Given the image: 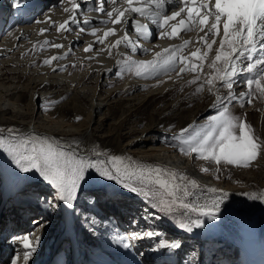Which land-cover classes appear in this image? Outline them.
I'll return each mask as SVG.
<instances>
[{"label": "rangeland", "instance_id": "obj_1", "mask_svg": "<svg viewBox=\"0 0 264 264\" xmlns=\"http://www.w3.org/2000/svg\"><path fill=\"white\" fill-rule=\"evenodd\" d=\"M61 4L62 3H60L59 6H61ZM33 6V0L27 1L26 7H24L27 8V11L25 10L23 13L21 11H23L24 8L17 7V9H13L15 7L14 0H10V6L7 10L3 5H0V128L5 129L3 133H0V136L8 137L9 134L7 129L12 128L15 130V133H20L17 135L27 136L36 134L42 137L47 136L54 140L68 142L73 140L77 135H80L83 131L85 132L89 129V136L92 139L90 143L94 148L91 151L86 142L77 143L76 147L80 151V153H78L79 155L92 157L94 150L108 155H126L138 162L158 165L177 173L178 176L183 175L189 180H196L200 188L195 189L177 180V183L182 184V190L178 195L182 197L185 203L191 205L202 204L212 198V194L206 191L207 188H217L221 191H226L229 193V198L222 206L216 221H209L207 218H203L205 220V227L202 229L194 228L192 232H189L197 236V238L193 236L196 241V246H198L196 247L194 241L189 242L192 241V239H187V237H190L189 233L176 230L175 232H178L176 239L166 235L169 234L167 230H169L170 223L174 222L173 226H180L178 222H181L183 225H188L192 220L197 218L196 213H192L179 206H176L172 213H163L159 208L152 206V201L146 200L142 196L122 188L115 184V182L97 178L92 174V179L86 186V190L79 197L77 211L74 212L79 218L78 221L73 219V222L69 223L71 209L63 206V204H61L58 209H51V213H49V210L45 215L40 213V215L45 218V225L49 226L47 229L49 232H44V234H42L43 238L40 237V246L37 248L36 253L33 254L28 264H91L94 260V255H99L100 259H103L102 264H116L117 254L123 255V257H126L130 261H141L144 258L140 257L139 254L141 253L151 256L150 264L166 263L167 261L162 259L161 255L159 256L158 251L153 250L157 248L160 241L164 240H172V243L177 242L181 245L180 247L183 249L185 248L181 254H178L181 248H177L178 250H159L173 257L176 256L180 259V264H250L246 244L247 235L252 239V246H255H253L254 253L251 256L252 264H264V201L261 199H252L250 196L244 195V193H254L258 197L264 196V155L258 156L257 160L254 161L250 167L242 168L223 162H221L220 165H213L212 163H215L213 160L200 159L196 153L188 154V149L195 146L196 142L202 138L204 133L208 130V117L217 114L223 106H227L232 115L240 117L251 125L254 135L261 141H264V97H261L259 94H254L251 97V103H248L247 99L243 101V107H241L240 103L237 101L217 104V90L222 89L224 91L223 97H227L229 94L233 93V95L237 96L238 94L233 92L235 89L237 91L243 89L245 90L244 92L248 91L246 83L245 86L239 87L238 89L236 86H240V84L244 83L234 84L233 89L217 85V87L210 92L208 86L204 84L207 74L211 71L205 61H203L202 70L198 69L195 72L186 70L185 73L182 74L184 75L183 77L176 75L179 66L182 64L177 63L175 70L169 71L166 75L161 74L143 80L144 82L158 81L153 85L147 84L144 90H138L139 87L133 86V88H136L134 94L141 93L145 100L141 103L132 102L130 105H127L126 100L123 101L122 105H124L127 111L120 116L122 120H120V118L115 120L118 122L122 121L120 129L116 128V124H108L106 127H103L101 124V130H97L92 126L89 127L88 125L95 123L96 120L109 122V117L107 116L113 114V107L115 108V106L121 102L120 95L114 93L112 96L108 86L106 88H98L101 93L106 94L109 99L112 100V106L108 109V115L106 113L107 111H104V117L102 116L101 118H98L95 114L94 119L90 122L88 117L90 116V111H92V91L86 89V91L90 93L84 94L81 87L78 88V85L71 81L67 83L60 77H44L49 73L45 71L48 65H45L43 61L49 59L48 57L61 56L60 53L51 54L55 47H53L52 45L54 44L50 43L47 39L45 31L41 34V30H39L36 37L31 41L27 39L18 40L19 38L17 39V37L14 36L17 25H23L21 23H24L23 19L25 17H27V22L33 25L38 20V15L50 5L42 7L39 12L35 13L33 11ZM28 9L30 10L28 11ZM61 31L62 30L55 33L59 35ZM5 35H8L9 38L3 42ZM15 40H17L18 43L13 50H10L9 45L13 44ZM134 40V47L141 49L144 45L143 42L138 39ZM45 41L49 43L46 44ZM22 42L26 43L23 46H18ZM259 44H264V40H259L258 38V45ZM4 50H7V53H4ZM201 53H203V51H201ZM140 54L141 51L138 53L129 52L125 58H121L119 61L120 70L115 74L117 78L114 81V87L124 85L123 80L131 73L127 70V62L129 60L147 61L140 60L138 58L142 57ZM178 55L182 56L179 53ZM257 55H259V52L253 54L254 58ZM208 56V61L211 62L213 57L209 52ZM154 57L155 55L151 60H153ZM84 62L73 63L74 72L77 70L86 71L88 68H91V66L97 65V63ZM248 62L249 61L244 60L243 63L238 64L237 67H244ZM192 63L199 65L201 62L191 57L183 66L187 64V67L190 69ZM59 72H63V70H59ZM253 74L243 73L238 77V80L243 81L248 75ZM52 75L53 74L50 76ZM96 76H98V74L88 76L87 79L90 80L83 81L89 85L95 86ZM197 76H199L200 79L197 80L196 83H191ZM106 78L107 74L102 73L99 87L103 85L101 80H106ZM202 79H204V81ZM130 81L132 82V80L129 79L125 85L129 86ZM135 84H138L136 79ZM201 84H204V88L202 91L197 92L196 89L200 87ZM154 85H159L157 87L158 89L153 90L155 87ZM75 97L78 100L74 99ZM16 98H19V102L22 100L24 104L21 105L18 103ZM64 106L70 107L71 111L74 107L81 112L82 116L77 122L71 121L72 115L68 113V109H64ZM45 107L47 109H45ZM97 125L98 123L95 124V126ZM134 127H139L141 130L143 128L155 129L159 127V129L149 134L150 137L153 138L152 140L157 138L156 144L148 141V144L155 145L157 150H159H155L154 153H140L135 151L134 148L130 146L132 139L128 137L124 138L127 132L131 131ZM27 128H29V130H26ZM186 128L188 131L181 135L182 130ZM63 145L67 147L65 144ZM178 148L179 150H176ZM179 161L184 163L182 164L183 166L175 165L178 164ZM203 169H207V171H203ZM32 183H37L35 186L39 187L40 185L44 190H35V192H32L34 189L33 187L32 189L29 188L30 190L24 191V188H27L29 184L33 185ZM184 187H186L187 191L190 193L187 196L183 195ZM118 191H120V194ZM54 192L55 189L37 173H19L11 157L8 156L7 152L0 149V235L3 234V237L8 236L9 238L17 232L31 230L35 227L36 224H33L31 219L34 220L38 217L35 215L38 214H34L35 209H32L30 205H34L35 208H37L36 204L41 206L43 204L46 205L39 197H50ZM90 193H94L100 199V203H98L99 200L98 202L97 200L94 202L98 206H102V209L109 208V210L112 211L114 208L107 206L108 204H113L116 207L121 205L116 208L118 210L114 213L117 217L119 212L120 215L125 213V215H121L127 217L125 220H128L126 224H122L124 227L132 226L135 228L134 226H136L138 231H140V229H154L157 232H161V234L164 235L163 238L160 235L159 237L138 240L137 244L136 241H134L133 243L136 247L134 252L132 251L131 253L113 244L110 239L112 237L111 233L123 234V232L119 230V233L118 230L112 228L111 224H113V222L111 218L106 219L100 216L97 211L94 213L88 211L94 206L88 209V207L82 205L81 201L90 200V196L87 195ZM119 196H121L122 199H120L121 197L118 198ZM126 197H133L136 198L137 201L141 200V202H127L124 199ZM41 209H43V207ZM137 211L141 213H137ZM238 211L243 214L239 215L237 213ZM146 214L151 216V218L145 219ZM22 215L28 219L30 223L28 224L29 226L23 225L24 227L21 228L22 226L19 225L18 217ZM130 216H132L131 220L134 222V225L129 224ZM81 218L84 219L83 221L86 224L91 221L92 223H96V225L98 224V219H100L103 228L105 229V226L108 227L106 229L107 233L106 230L104 232L107 236H96L93 231L88 230V228H95V226H84L81 223ZM141 222L143 224L145 223V225L142 226ZM153 224H155L156 227L150 228ZM72 226L74 227L77 238H71L69 234V229ZM210 233L213 237L211 241L204 242L202 240V242L198 239L199 235H202L204 239H208ZM182 237H186V242H188H184ZM6 238L1 239L2 243L6 241ZM12 240L11 238L10 241L8 239L4 245H9ZM75 240L78 243V260L77 257L74 258L72 256ZM147 240L152 242L145 246L144 242ZM41 241L44 243L41 244ZM67 245L69 246L68 250L70 253L68 257L72 258L71 260L65 257L62 251L63 248L66 250L65 247H67ZM108 245L110 247H108ZM201 246L204 247L203 250L200 249ZM96 247L98 248L96 249ZM152 251H154V253H150ZM188 251H190L191 257L183 256L185 253L188 254ZM232 251H235L237 256L233 255ZM17 253H19L21 257L17 264H24L22 250H15L11 254H6L7 256L2 255L4 259H0V264H4V262L5 264H10L11 259L14 258ZM118 263L122 264L121 262Z\"/></svg>", "mask_w": 264, "mask_h": 264}, {"label": "snow or ice", "instance_id": "obj_2", "mask_svg": "<svg viewBox=\"0 0 264 264\" xmlns=\"http://www.w3.org/2000/svg\"><path fill=\"white\" fill-rule=\"evenodd\" d=\"M61 3L64 0H60ZM72 4V13L69 19L59 24L57 31H70L72 25L79 26L80 32L85 31V26H90V21L84 20L83 26H80L78 20V11L80 4L76 0H68ZM118 0H100L99 7L94 10L105 13L108 20L100 23L113 25L120 24L125 13H136L142 17H147L154 24H158L159 29H164L169 21H176L171 25V32L160 31V37H174L180 31H191L193 26L204 31L207 26V32L201 37L204 46L211 51L215 44L216 37L220 36L219 47L216 49L215 56L208 65L211 71L207 74L204 84L208 86L211 92L217 85L233 89L234 84L246 83L248 91L241 92L239 96L229 94L227 97L217 95V104L237 101L243 107V101L247 99L251 103V97L259 94L264 97V44L258 45L259 40H264V0H215L209 7V0L197 3V0H179V10H171L168 14V5H174L175 0H122L121 7H116ZM18 8L26 7L27 0H14ZM106 5H112L111 11L106 9ZM69 12V8H64ZM115 14V18L113 16ZM183 14V15H182ZM179 18V19H177ZM211 23L209 25V20ZM50 22V21H48ZM127 23V21H125ZM135 23V21H133ZM222 26V36H221ZM52 27H56L52 23ZM46 29H41V34ZM99 31L92 29V35L96 36ZM145 31H148L145 28ZM150 34V33H149ZM115 35L114 29H108L103 33V37ZM211 38V42L209 41ZM127 41L125 35L115 41L112 47L121 45ZM99 44L104 43V39L98 37ZM45 43H49L45 41ZM189 42L186 40L179 47L164 49L157 52L151 61H131L127 62V70L134 72L137 77L149 78L167 74L175 70L177 63H186L187 57L179 56V49L183 48ZM55 48H61V44L52 45ZM35 47V46H34ZM91 45L85 48V52L90 51ZM145 52L147 50H144ZM208 51L201 53V49L191 52V57L200 61L199 65L192 63L191 68L181 67L179 71L186 70L197 71L203 69V61L208 59ZM259 52V55L253 54ZM111 54V52H109ZM67 55V54H65ZM64 56H52L45 59V65H51L54 60L64 59ZM244 60L249 61L244 67L238 68ZM120 63L119 61L117 62ZM55 71V69H53ZM248 75L245 80L240 81L238 77L243 74ZM200 77L191 81L196 83ZM204 84L196 89L200 92ZM208 130L204 133L195 146L188 149V154L196 153L198 158L204 160H213L217 165L221 162L240 167H250L258 156L264 155V141L257 138L251 125L246 123L240 117H236L229 112L227 106H223L215 115L208 117ZM191 127V126H190ZM5 129L0 128V133ZM188 129H183L181 135ZM8 137L0 136V149L7 152L15 164L19 173L29 174L37 173L44 181L48 182L55 192L50 197L41 196L49 209H58L61 204L72 210L77 211L80 195L86 190V186L92 179V174L97 178L106 181L115 182L122 188L129 190L146 200L153 202V207L159 208L163 213H172L176 206L189 210L197 214V218L192 220L185 227L187 232L193 229H202L205 227V220L216 221L221 212L222 206L229 198V193L217 188H207L206 191L212 194V198L202 204L191 205L185 203L178 193L182 190V184L190 185L192 188H200L196 180H189L186 176L172 172L158 165L141 163L126 155H108L100 151H93L92 157L79 155L71 146L65 147L60 141L47 136L30 134L27 136L17 135L12 128L7 129ZM199 135V134H198ZM207 171V169H203ZM190 193L187 188H183V195ZM252 199H261L264 196H256L252 193H244ZM90 202L94 203V193H90ZM151 216H145L150 219ZM38 227L42 226L39 221H33ZM91 224L92 222L89 221ZM93 231L95 229L93 228ZM35 229L31 233L16 236L13 239L14 244L22 246V259L24 264H28L33 254L40 246V237L34 235ZM161 234L153 230L133 231L127 235L115 234L110 239L111 242L120 248L132 252L136 245L134 241L159 237ZM179 243H166L160 241L154 251L160 249H177ZM142 255V254H141ZM20 254L11 259L10 264H17Z\"/></svg>", "mask_w": 264, "mask_h": 264}, {"label": "bare ground", "instance_id": "obj_3", "mask_svg": "<svg viewBox=\"0 0 264 264\" xmlns=\"http://www.w3.org/2000/svg\"><path fill=\"white\" fill-rule=\"evenodd\" d=\"M27 1H29V0H27ZM33 2H34V6H33L34 13L35 12H39L42 9V7H44L46 5H50V6H48L45 10H43V12L40 15H38V20L33 25L29 24V22H27V17H25L23 19L24 23H21L23 25H21V26L17 25V29L14 32V34H15L14 36L17 37V39L19 38L18 40L27 39V40L31 41V40H33L36 37V35H37L39 30L46 29L45 34H47L46 36H47V39L50 41V43H52V44H61L62 45L61 48H54V50L51 52V54L53 55L55 53H60V55L64 56L65 58L61 59V60H58V61L54 60L51 65L46 66L45 71L48 72L49 74L45 75L44 77H47V76H49V77H60L61 79L65 80V82H67V83L71 81V82L75 83L76 85H78L77 86L78 88L81 87V90L83 91L84 94L90 93L89 91H92L93 93H92V96H91V98H92L91 99V101H92L91 110L93 112L90 111V116L88 117L90 119V122L94 119V115L95 114H96V116L98 118H101L102 116L104 117V115H103L104 111H107L106 113L108 115V109H110V107L112 106V100H110L109 97L106 94L101 93L98 90V88H101V87L106 88L108 86V88H109V90L111 92L110 94H112V96H113L114 93H116L117 95L118 94L120 95L121 102L118 103L115 106V108L113 107V111H114L113 114H110V115L107 116V117H109V122L108 121L107 122H101L100 120H96L95 123L88 125L89 127L92 126L93 128H95L97 130H101L102 126L106 127V125H108V124L109 125L110 124H116L117 125L116 128L120 129L121 126H122L121 125L122 121L118 122V121H115V120H118L117 118H120V120H122V118L120 116L123 115V113H126L125 111H127V109L124 108V105H122L123 101L126 100L127 101V105H130V104H132V102L133 103H141L142 101L145 100L144 96L141 93L134 94V91H135L136 88H133V86L139 87L138 90H140V89L144 90L145 87L147 86V84L153 85L156 82H158V81L144 82L143 80H145L147 78L137 77V76H135L134 72H131L127 76V78L125 80H123V84L124 85H120L118 87H114L115 86V82L114 81L117 78V75H115V74H117L118 70H120V66H119V64L117 62L120 61L121 58H125V56L129 52L138 53V52L141 51L140 55L142 57H138V58L140 60L150 61L152 59V57L157 52H162L164 49H170V48H174V47H179L186 40L189 43L187 45H185L183 48L179 49V54L182 55L183 57L191 58V52L196 51V49H201V51H203V52L208 51L206 49V47L204 46V42L201 40V37H203L205 35V32H207V26H205L204 31H201L198 27L193 26V29L191 31H180L174 37H169V36L160 37L159 36V32L160 31H167V32L170 33L171 30H172L171 29V25L176 23V21H169V23L167 25H165L164 29H159L158 24H154L152 22V20L147 18V17H145L146 19L142 20V21L141 20H136V19H134V20L131 19L129 22H127V24L124 21H121V23L117 24V25H113L111 22H109L107 24H103V23H100V22L104 21V20H108L109 18L106 16L105 13H100V12H97V11L94 10L95 8L99 7L100 0H76V2L80 4V8H79V11H78V20L80 22V26H83V21L84 20L90 21V26H85V31L84 32H80L79 26L72 25L70 31L62 30L61 33L58 35V33L56 34L55 32H57L56 30H57L59 24L63 23L65 20L69 19V17L71 15H73V13L71 11L72 4L69 3L68 0H64V2L61 4V6H59V4L61 3L60 0H33ZM121 2H122V0H118L116 7H121ZM202 2H204V0H197V3H202ZM214 2H215V0H209V7H211V5L214 4ZM0 5L1 6L3 5L5 7V9L7 10L9 8V6H10V0H0ZM179 6H180L179 5V0H175V4L174 5H168L167 6L168 7V14H170L171 10H177L178 11L179 10ZM65 7L69 8V12H65L64 11ZM105 7H106V9L108 11H111L113 6L112 5H106ZM13 9H17V7L15 6ZM114 18H115V14L113 16V19ZM177 19H179V18H177ZM48 21H50V22H48ZM133 21H135V23H133ZM53 22L55 23L56 27H52V23ZM210 23H211V18L209 20V25H210ZM93 28L99 29V31L96 33V36H93L91 34ZM145 28L148 31H145ZM108 29H114L115 30V35L108 36V37L105 38V37H103V33L105 31H107ZM10 35H11V33H10ZM125 35L128 37V40L131 43H128L127 41H124V42L121 43V45L116 46V47H112V45L115 44V41L117 39H120L121 37H123ZM221 36H222V27H221ZM98 37L104 39V43L103 44H99L97 42V38ZM8 38H9V36L5 35V37L3 38V42H4V40H6ZM134 39H136V40L138 39L139 41L143 42L144 45L141 47V49L134 47V43H133L135 41ZM219 39H220V36H217L216 37V41L217 42L215 44H213L212 50L208 51L209 54H211V56L213 58L215 56L216 49L219 47ZM208 42H211V38H209ZM17 43H18L17 40H15L13 42V44L9 45L10 50H13L16 47ZM25 43L22 42L18 46H21V45L23 46ZM89 45L92 46L91 50L88 51V52H85L84 49L89 47ZM144 50H147V51L145 52ZM6 51L7 50H4V53ZM109 52H111V54H109ZM65 54H67V55H65ZM48 58H51V57H48ZM208 60H209V56H208V59L205 60V63L207 65H209L211 63ZM82 61L83 62L85 61L84 63H97V65L91 66V68H88L86 71H82V70H77L76 71L75 70L76 72H74L72 64L73 63H77V62L82 63ZM184 64L185 63H182L179 66L178 72L176 73V75H180L179 77H183L184 76L182 74L185 73V72L181 73L179 71V69L181 67H185V66H183ZM66 66H67V68H66ZM64 68H66V69H64ZM53 69H55V71ZM59 70H63V72H59ZM102 73L107 74V78H106V80H101V83H103V85H100V87H99V82H100ZM51 74H53V75L50 76ZM96 74H98V76H96V82H95L96 85L95 86L89 85V84H87L85 82V81H89L90 80V79H87L88 76H93V75H96ZM92 79H94V78H92ZM129 79L132 80V82L130 81L129 86H127L125 84L127 83V81ZM135 79H136V82L138 84H135ZM83 80H85V81H83ZM202 80L204 81V79H202ZM154 86L155 87H154L153 90L158 89L157 87L159 85H154ZM243 86H245V83L244 84H240V86H236V88L238 89L239 87H243ZM68 89H69V87H68ZM86 89H88L89 91H86ZM244 91H245L244 89L243 90H238V91L235 89L233 92H235L236 94L240 95V93L244 92ZM217 93H218L219 96L223 97L222 95L224 94V91L222 89H219V90H217ZM18 99L19 98H16V101H18V103H20L21 105L24 104V102L21 99L20 100L22 102L21 101L19 102ZM74 99H77V98L75 97ZM45 109H47V108L45 107ZM64 109H68L69 110L68 113H70L72 115L71 121H76L77 122V120H79V118L82 116L81 112H79L74 107L72 108V111H71V108L68 107V106L67 107L64 106ZM120 110H122V111H120ZM96 123H98L97 126H95ZM101 124H102V126H101ZM157 129H159V127L155 128V129H147V128L144 129L143 128L142 130L139 127H134L131 131L127 132V134L124 136V138L128 137L129 139H132V141L130 142V146L132 148H134L135 151L140 152V153H154V151L157 150V148L153 144L152 145L148 144V141H151V142L156 144L157 138L152 140L153 138L150 137L149 134H150V132H153V131H155ZM26 130H29V128H27ZM88 130L89 129H87L85 132L83 131L80 135H77L71 141H68V142L67 141L63 142V141H60V140H57V141H60L61 144H65L66 146H71V148L73 150H76L78 153H80V151L76 147L77 146L76 144L80 143V142H82V143L86 142V144L89 145V148L92 151L94 147L90 143L92 141V139L89 136ZM16 134H20V133L17 132ZM55 139H56V137H55ZM76 140H79V141H76ZM73 141H76V142H73ZM99 142H101V141H99ZM92 143H94V142H92ZM176 150H179V148L176 149ZM142 155H144V154H142ZM153 157H154V154H153ZM178 160H180V159H178ZM180 163H181V161H179V163L175 164V165L181 166L182 164H184V163H181V164ZM212 164L216 165V163H212ZM32 184L34 186L29 184L27 186V188H24V191L30 190L29 188L32 189L33 187H34V189H33L32 192H35V190H44V188L42 186H40V185H39V187L35 186L37 183H32ZM118 193L120 194V191H118ZM87 195H89V194H87ZM120 197L121 196H119L118 198H120ZM39 199H40V197H39ZM120 199H122V197ZM124 199L127 202L128 201L129 202H137V203L141 202V200L137 201L136 198H133V197H129V198L126 197ZM96 200H97V202L99 200L98 203H100V199L95 195L94 196V201H96ZM0 201H1V199H0ZM81 203H82V205L84 207H88V209L92 208V206H94L92 208L93 210L92 209L88 210L89 212H93L94 213V212L97 211V212H99L100 216H102V217H104L106 219L111 218V221L113 222V224H111L112 228L114 230H118L119 233H120V231L123 232V234H120V235H127V233L130 234L133 231H138V228L136 226H134L135 228H133L132 226L124 227L121 223H118L119 221H116L118 217L116 216V214L114 212L116 210H118L116 208L120 207L121 205L116 207L113 204H108L107 206H110V207L114 208L112 211H110L109 208L102 209L103 208L102 206H100V205L98 206L95 202L94 203L90 202V200L81 201ZM30 206L32 207V209H35V213L34 214H38V215H35V216H38V217H36L34 220L35 221H39L42 226L38 227L37 225H35V227H33L31 230H24V231L19 230L21 232H17L16 234L11 235L9 238H8V236H6L7 238L3 237V234H1L0 237H2V238H0V240L3 239V238H6V241L8 239L10 241V238L14 239L16 236H19V235H22V234L31 233V232H33L34 229H35L34 235L35 236H39L41 238H43L42 234H44V232H46V231L49 232L47 230L49 228V226H46L45 222H44L45 218H43L40 215V213H43L42 215H45V213H47L48 211H46V210L44 211L38 205H36L37 208H35L34 205H30ZM137 213H141V212L137 211ZM237 213L239 215L243 214L240 211H238ZM123 214L125 215V213H123ZM123 214H121V215H123ZM119 215H120V212H119L118 216ZM131 217L132 216H130L129 224L130 225H132V224L134 225V222L131 220ZM73 219H76L78 221L79 218L74 212H72V210H70L69 223H72ZM31 220H32V223H33L34 220L33 219H31ZM83 220L84 219L81 218V223L84 226H87V227H94L95 226V228H94L95 231H93V228H91V229L88 228V230L93 231V233L96 236H98V237L107 236L106 234H104V232H105V230L108 227L105 226V229H104L103 225H102V222H100V219H98L99 221H97L98 222L97 225H96V223H91V224L87 223L86 224V223H84ZM18 223H19L20 226H22L21 228L24 227L23 225L27 226L28 224H30L28 222V219H26L23 215L21 217H18ZM178 223H180V226H178V225L173 226L174 222L170 223L171 225L169 227V230H167L169 234H166V235H169V237L176 239V237L178 236V232H175L176 230H180V231H184L186 233H189V232L186 231L185 227H181V225H182L181 222H178ZM70 225H72V224H70ZM143 225H145V223L144 224L142 223V226ZM153 225H151L150 228L156 227L155 224H153ZM166 229H167V227H166ZM140 230H142V229H140ZM11 233H13V232H11ZM106 233H107V230H106ZM159 233L161 234V232H159ZM69 234L71 235V238H77L73 226L69 229ZM189 234H190V237H187V239H192V241H189V242H193L194 241L195 246H196V241H195V238L193 236H195L196 238H197V236L195 234H192V233H189ZM111 235L113 236V235H115V233L112 232ZM163 236L164 235L161 234L162 238H163ZM182 239H183L184 242H186V237H182ZM198 239L200 241H202L199 237H198ZM251 240H252L251 237L247 235L246 244H247L248 255H249L248 258L250 260V264H252L251 256L254 253L253 248L255 247L254 245H253L254 247L252 246ZM12 241L10 242L9 245H6V246L4 245L5 247H3V248H1V247H2L3 244H5V242L2 243V240L0 241V259L3 258L2 255L7 256L8 254L13 253L15 250H17V251L18 250H22V246L19 247L18 244H14ZM41 242H42L41 244L44 243L43 241H41ZM150 242H152V241L147 240V241L144 242V245L147 246V244L150 243ZM164 242L172 243V240H164ZM175 243H177V242H175ZM136 244H137V241H136ZM196 247H198V246H196ZM97 248L98 247H96V249ZM179 248H181V251L178 254H181L185 248L184 249L182 247H179ZM176 250H178V249H176ZM150 253H154V251H152ZM158 253H159V256L161 255L162 259H163V257H162L163 255L164 256H169L170 255L168 253H164V252H160V251H158ZM72 254H73L72 256L74 258L77 257V260H78L79 251H78V243H77L76 240L74 241V251H73ZM141 254H139L140 257L141 258L144 257V254H142V255ZM198 254H199V251H198ZM232 254L237 256L235 254V251H232ZM183 256H186V257L190 256L191 257L190 251H188V254L185 253V255H183ZM196 256H197V253H196ZM164 260H166V259H164ZM194 260L197 261L196 259H194ZM4 264H5V262H4ZM157 264H166V263H157ZM167 264H171V263H169L167 261Z\"/></svg>", "mask_w": 264, "mask_h": 264}]
</instances>
